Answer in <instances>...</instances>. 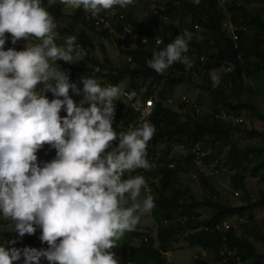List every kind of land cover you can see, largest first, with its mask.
Instances as JSON below:
<instances>
[{"label":"clouds","instance_id":"clouds-1","mask_svg":"<svg viewBox=\"0 0 264 264\" xmlns=\"http://www.w3.org/2000/svg\"><path fill=\"white\" fill-rule=\"evenodd\" d=\"M59 2L75 9L83 8L95 18L102 10L117 5L124 8L133 0ZM192 3L198 6L200 0H192ZM55 29L54 18L41 0H0V213L5 220L14 222L12 230L19 237L35 234L39 226L42 229L40 240L48 245L47 249L40 250L7 249L0 245V264H14L22 255L24 264H40L41 258H46L50 264H125L126 255L117 259L113 248L121 246L130 253V247L135 245L133 236L138 242L142 236L152 237L158 246L160 229L171 225L173 230L166 235L167 239L164 237V244L172 248L178 237L186 240V236L197 232L199 227L175 233L174 226L186 224L192 213L179 204L159 209L158 193L146 181L144 170L152 168L150 163L172 168L176 162L172 161L174 155L182 162L190 157L196 163L195 174L207 191L202 177L214 186L211 175L225 169L231 172V177L236 173L229 169V160L224 161L227 153L217 155L213 147L202 149L199 143L190 148L175 143L170 153L151 148L147 154L148 143L155 133V127L147 121L117 133L112 127L113 101L118 98L130 101L123 93L128 91L126 84L106 80L100 81L101 85L95 78H83V84H78L83 85L81 90L70 83L69 74L60 70L56 61L72 63L75 57L85 56L87 52L76 43L75 35L67 36L64 43L58 45ZM234 29L233 26V34ZM6 33L11 34L13 44L30 37L41 42L27 44L22 51L5 50ZM127 33L140 38L134 29ZM192 37L187 30L177 35L165 47L153 52L152 58L146 61L147 66L162 75L176 62L189 65L191 62L185 54ZM211 79L218 84L216 75ZM40 84L43 87L37 91ZM70 89L76 95L82 91L83 100L79 105L69 96ZM46 92H51L55 98L49 100ZM149 98H154L156 103V96ZM177 101L180 100L168 98L166 103L177 105ZM85 103L89 106L84 107ZM62 109L67 113L64 117L60 115ZM136 122H141L138 116ZM116 140L118 146L113 147L112 142ZM46 144L56 150V156L41 167L37 152ZM203 166H211L213 170L206 173ZM133 171L141 175L124 178L126 172ZM253 173L254 170L244 174L245 183L247 176ZM160 184L158 181V186ZM146 189L151 190L150 195L144 194ZM152 209L151 223H142L140 214ZM201 210L196 211L200 219L211 213L207 210L203 215ZM215 226L229 229L233 225L227 218ZM124 234V238H128L119 240ZM9 243L15 244L16 240Z\"/></svg>","mask_w":264,"mask_h":264},{"label":"trees","instance_id":"trees-1","mask_svg":"<svg viewBox=\"0 0 264 264\" xmlns=\"http://www.w3.org/2000/svg\"><path fill=\"white\" fill-rule=\"evenodd\" d=\"M41 2L54 18V22L63 19L68 21L70 35H75L76 43L87 52L85 59L93 65H99V70L95 71L97 69L94 66L70 63L67 67L73 68L69 72L71 83L83 84V78L94 75L100 77L101 82L110 80L115 84L126 78V88L137 91L133 106L119 98L113 101V122L120 124V131H128L130 126L139 127L144 121L152 124L155 133L148 143L147 154L151 148L163 154L170 153L175 143H182L188 148L199 143L202 149L213 147L217 155L227 153L224 161L229 160V169L236 171L230 179L233 187L231 191L239 194L242 200L240 205L226 203L216 187L204 177L202 181L208 188L207 196L202 200L197 199L183 182V174L196 168L195 161L190 157L182 162L178 155H174L172 161L176 162L172 168L150 163L152 168L144 170L146 181L158 193L159 209L179 204L192 213V218L186 224L174 226V232L199 227L197 232L186 236L188 245L201 247L205 252L213 251L220 264H244L247 261L249 264H264V253L258 251L254 242L264 243V230L246 221L247 218L250 221L255 220L256 211L264 208V109L259 106L255 97V87L261 90L264 85V0H226L225 5L221 0H200L198 6H194L192 0H155V8L145 6L147 12L142 19L136 17L137 0H133L127 7L115 6L125 13L124 18L114 22L115 31L88 21L83 8L67 14L64 12L65 5L59 0ZM228 23L235 27V34L228 31ZM128 24L140 35L132 48L124 47L121 42L122 37L132 35L125 30ZM185 30L193 34L189 41V51L185 54L191 63L184 65L176 62L162 75L149 68L146 61L152 58L153 52L165 47ZM94 35L104 40L114 39L120 52L127 55L129 61L117 68L109 64L108 58L102 62L95 55V51L100 46L104 52L105 45L102 42L97 44ZM144 36L150 37L148 43L143 42ZM157 37L164 43L158 44ZM15 50L22 51L23 45H18ZM56 64L58 67L65 66L61 60L56 61ZM220 67H226L225 73L221 81L213 87L212 72ZM194 77L202 80L201 87L209 94L205 96L201 93L197 102H190L188 99L177 101L176 108L168 105L166 100L172 98L179 83ZM250 78L256 85L247 83ZM226 91L236 99H231ZM45 95L48 99L54 96L51 92H46ZM150 95L156 96L154 111L143 121L136 122L139 112L136 105L145 103ZM203 104L211 108L202 110L199 106L202 107ZM225 110L238 118L243 115L242 112H247L251 124L243 122V119L236 121L217 117L218 113ZM256 119L260 121L261 128L256 126ZM252 139L260 141H251ZM243 140L248 142L243 143ZM118 143V140L113 141V147L118 146ZM51 155L55 158V149L51 151ZM39 165L41 166L40 163ZM253 170V176L259 179V192L256 196L251 193L244 180V174ZM158 181L161 183L159 186ZM221 200L224 201L223 204ZM199 209L211 213L205 219H200L196 213ZM236 215L243 220L238 226L233 225L229 229L216 228V224ZM0 225L19 235L12 230L14 222L5 220L2 213ZM240 228L244 233H238ZM172 230V225L160 229L158 241L161 244L158 246L152 237L142 236L138 244L130 247L131 252L126 254L125 264H175L166 255L170 246L164 244V237ZM37 238L36 232L32 235L25 234L20 237L18 244L8 245L6 248L47 249V243L38 242ZM40 264L50 262L41 258ZM193 264H208V258L199 254L194 258Z\"/></svg>","mask_w":264,"mask_h":264},{"label":"rangeland","instance_id":"rangeland-1","mask_svg":"<svg viewBox=\"0 0 264 264\" xmlns=\"http://www.w3.org/2000/svg\"><path fill=\"white\" fill-rule=\"evenodd\" d=\"M155 0H137V9L135 11L137 19H142L146 15V7L155 8ZM223 5H225L226 0L221 2ZM75 11V8H71L69 6H65L64 12L67 14L73 13ZM56 24V43L58 45H62L64 43V39L67 36H70V27L68 25V21L63 19L60 20L59 22H55ZM228 31L233 30V26L228 25L227 27ZM6 43L4 45V49H15L18 45L22 44L23 45V50L26 48L27 44L32 45V44H38L41 41L37 40L34 37H30L29 40L25 39H20L18 40L15 44L12 43V37L11 34L6 33ZM95 36V35H94ZM198 37H200V34H198ZM136 35H130L126 37H122L121 42L124 47L126 48H132L136 45ZM95 41L97 44L103 43L105 45V50L104 52L102 51L101 47L99 46L97 50L95 51V55L98 58H101L102 62H105L106 58L110 60V63L114 68L121 67L124 64H126L129 61V57L127 55L122 54L118 48V44L114 39H106L104 40L100 36H95ZM62 64L65 66H59V69L62 71H65L69 74V72L73 69L70 67H67L70 63H67L63 60ZM71 64L79 65V66H94L98 71L99 65H93L90 62H88L84 56L82 57H75L73 62ZM213 75H216L218 78V83L221 81L222 75L225 73V69L223 67L215 69L213 72ZM91 78L97 79V82L99 83L100 77L97 75L92 76ZM127 79L125 78L122 81V84H126ZM71 83V81H70ZM247 83L249 84H254V80L252 78L248 79ZM264 83V82H262ZM202 80L200 78H192L191 80L186 79L182 83H179V85L176 87L175 92L172 96L174 100H181L182 98L186 97V99H189L191 102H197L199 95L202 93L205 96L209 94V92H205V90L201 87ZM217 84H214L213 87H215ZM43 87L42 84L37 86V91H39ZM79 89H83V85H77ZM264 85H262V89H258L255 87V97L257 99V103L261 108L264 109ZM227 95L231 97V99L235 100V96H232L228 91ZM46 94V93H45ZM69 96L77 103V105L80 104V101L83 100V93L81 91L80 95H76L72 90L70 91ZM55 97L53 96L51 99H54ZM60 99H63V97H60ZM207 101H209V98H207ZM130 105L133 106V103L130 101H127ZM127 103V104H128ZM170 106L176 108V103L175 102H170L168 103ZM140 103L136 105L139 106ZM89 105L87 103L84 104V107H88ZM202 110H208L207 108H211L207 104H203V106H199ZM226 111V110H225ZM243 115L239 118L243 119V122H247L248 125L251 124L250 118L247 114V112H242ZM61 117H64L67 115L66 110L62 109L60 112ZM256 126L258 128H261L260 121L256 119ZM112 127L115 131H120V124L112 122ZM251 141H260L259 139H252ZM248 142V140H243V143ZM54 148H52L50 145H44L43 148H41L37 152V157H38V162L41 164V166L44 165L46 162H50L54 158L51 155V151ZM204 171L206 173L211 172L213 169L211 166H203ZM128 173L126 172L124 175L126 176L125 178H128L129 176H135V175H141V173ZM213 176V179H211V183L216 187V189L220 192L221 197L226 203H229L231 205H240L242 204V200L240 196L237 193H232V191L227 187L228 185L233 189L231 186V172L228 169H225L217 174L211 175ZM258 179L253 177V176H247L246 178V183L249 189H251V193H253L254 196L259 192V187H258ZM183 182L188 186L190 191L195 195V197L199 200L204 199L207 196V191L204 189V187L201 185V181L199 180V177L195 174V169L193 171H190L189 174H183ZM151 190L146 189L144 190L145 195H150ZM143 195V193H142ZM153 211V209L150 212L142 213L140 214V219L142 223L149 224L152 221V216H149V214ZM207 210L202 209L201 213L203 215L207 214ZM230 222L234 226H238L240 224V221H243L242 219H238L237 217H230ZM177 220V219H176ZM246 221H249V223L259 229L264 230V208L259 209L256 211V218L255 220H251L249 218L246 219ZM36 233H37V239L38 242L42 241L40 240V236L42 235V229L39 226H36ZM238 233H244L243 229L240 228L238 229ZM125 234L119 239H127L128 237L124 238ZM16 240L15 244H18L20 242V237L17 234H14L9 228L6 226L0 225V245L2 246H8V245H14L10 244L9 241ZM118 240V241H119ZM132 241L134 244L138 242L137 239L132 237ZM255 244H257L258 251L260 253H264V243L259 242V241H254ZM112 251L115 253V256L117 259L124 257L127 252H125V248L118 246L112 249ZM130 252V251H129ZM208 252V251H206ZM205 250H203L201 247H191L188 245L187 241L183 237H178L176 239V242L174 243L173 247L170 248V250L167 252V258L170 262L175 263V264H193L194 258L197 257L199 254L201 255H206L208 258V264H220V262L216 259V254L213 251H210L206 253ZM249 261H247L244 264H249ZM14 264H24V257L23 255L21 256L20 260L15 261Z\"/></svg>","mask_w":264,"mask_h":264},{"label":"built area","instance_id":"built-area-1","mask_svg":"<svg viewBox=\"0 0 264 264\" xmlns=\"http://www.w3.org/2000/svg\"><path fill=\"white\" fill-rule=\"evenodd\" d=\"M86 14H87L86 19L88 21H91L95 25H98V26L110 27V30H112V31H115V28L113 25L114 22L120 21L122 18H124V15H125V13L123 11H120L119 9H117L115 7L110 9V10L101 11L98 14V16L95 18L91 17L90 13H88V12H86ZM125 30L127 32H132L133 27L131 25H126ZM156 40H161V38L157 37ZM143 41L148 42L149 38L144 36ZM123 93L130 101H132V102L135 101V97L137 96V91H134V90L129 91L128 90V91H124ZM154 106H155L154 98H147V100H145V103L137 106L136 109L139 111L138 112V120L142 121L146 117H148L153 112ZM217 117H222V118L227 119V120H233V119L236 121L241 120V118H238V116H236L232 113H229L227 111H222L221 113H218Z\"/></svg>","mask_w":264,"mask_h":264}]
</instances>
